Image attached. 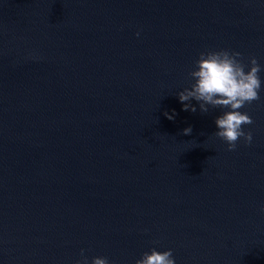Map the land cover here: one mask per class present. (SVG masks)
Returning a JSON list of instances; mask_svg holds the SVG:
<instances>
[{
	"label": "water",
	"instance_id": "1",
	"mask_svg": "<svg viewBox=\"0 0 264 264\" xmlns=\"http://www.w3.org/2000/svg\"><path fill=\"white\" fill-rule=\"evenodd\" d=\"M219 50L262 66L233 151L177 95ZM262 208L264 0H0V264H264Z\"/></svg>",
	"mask_w": 264,
	"mask_h": 264
},
{
	"label": "clouds",
	"instance_id": "2",
	"mask_svg": "<svg viewBox=\"0 0 264 264\" xmlns=\"http://www.w3.org/2000/svg\"><path fill=\"white\" fill-rule=\"evenodd\" d=\"M241 56L240 52L229 50L201 52L196 60L195 69L189 73L194 82L190 88L177 93L184 111L190 110L193 113L197 111L194 105L185 103L191 100L198 102L201 113H207L209 107L229 109L215 119L218 130L214 133L226 142L229 151L236 149L237 141L241 138L245 144H251L252 132H245L242 126L252 124L253 120L239 109L261 99L262 66L254 56L246 65L242 62ZM164 115L172 120L175 112L173 110L172 115L165 112ZM191 132L192 128L189 126L182 134L190 135ZM261 211H264V208ZM76 264H88V257L84 255L83 249L81 259L76 261ZM91 264H110V261L107 257H93ZM135 264H175V259L171 249L157 251L153 248L150 252H144Z\"/></svg>",
	"mask_w": 264,
	"mask_h": 264
}]
</instances>
